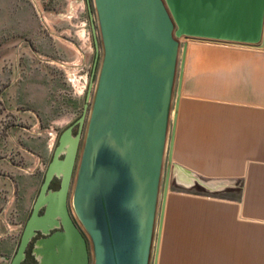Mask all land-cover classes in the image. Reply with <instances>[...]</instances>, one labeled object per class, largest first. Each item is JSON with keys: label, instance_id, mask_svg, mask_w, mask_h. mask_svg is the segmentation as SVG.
Returning a JSON list of instances; mask_svg holds the SVG:
<instances>
[{"label": "water", "instance_id": "95a60500", "mask_svg": "<svg viewBox=\"0 0 264 264\" xmlns=\"http://www.w3.org/2000/svg\"><path fill=\"white\" fill-rule=\"evenodd\" d=\"M94 3L104 57L90 115L87 103L61 133L10 264H27L29 252L36 264H150L182 39L264 48V0ZM91 24L96 38L92 14ZM186 50L154 264L172 179L203 183L172 157ZM94 79L95 70L88 101Z\"/></svg>", "mask_w": 264, "mask_h": 264}, {"label": "crops", "instance_id": "0c3cea01", "mask_svg": "<svg viewBox=\"0 0 264 264\" xmlns=\"http://www.w3.org/2000/svg\"><path fill=\"white\" fill-rule=\"evenodd\" d=\"M185 43L172 157L203 183L172 179L157 264H264V48L182 39L159 203ZM45 173L2 176L11 183L0 182V264L17 251L14 221L25 227Z\"/></svg>", "mask_w": 264, "mask_h": 264}, {"label": "rangeland", "instance_id": "374dc122", "mask_svg": "<svg viewBox=\"0 0 264 264\" xmlns=\"http://www.w3.org/2000/svg\"><path fill=\"white\" fill-rule=\"evenodd\" d=\"M103 57L94 0H0V182L36 166L46 171L87 103L89 117ZM14 225L21 234L24 225Z\"/></svg>", "mask_w": 264, "mask_h": 264}, {"label": "flooded vegetation", "instance_id": "af4514ba", "mask_svg": "<svg viewBox=\"0 0 264 264\" xmlns=\"http://www.w3.org/2000/svg\"><path fill=\"white\" fill-rule=\"evenodd\" d=\"M77 127H78V125H76ZM75 126V127H76ZM74 127V128H75ZM78 131V130H77ZM77 132H75L74 131V134H76ZM59 187V180H57V179H55L54 181H53V183H52V188H54V189H57ZM41 235L39 234L37 237H40ZM36 237V238H37ZM26 263L27 264H36V261H35V259L31 256V253L29 252L28 253V257H27V260H26Z\"/></svg>", "mask_w": 264, "mask_h": 264}]
</instances>
